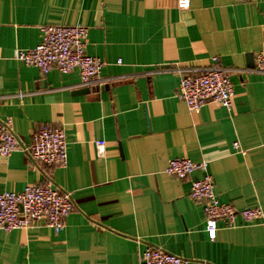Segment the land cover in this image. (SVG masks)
Returning a JSON list of instances; mask_svg holds the SVG:
<instances>
[{
  "label": "crops",
  "instance_id": "obj_1",
  "mask_svg": "<svg viewBox=\"0 0 264 264\" xmlns=\"http://www.w3.org/2000/svg\"><path fill=\"white\" fill-rule=\"evenodd\" d=\"M45 25L88 27L86 52L105 62L98 81L15 58ZM262 50L264 0H190L187 9L179 0H0V118L24 143L43 125L63 128L69 156L64 167L22 151L0 156V192L51 178L74 201L59 233L0 230V264H140L148 245L191 264H264V218L220 223L212 239L190 196L204 173L166 172L174 157L206 160L221 202L264 211ZM214 57L231 70L232 108L210 101L191 111L178 95L182 75Z\"/></svg>",
  "mask_w": 264,
  "mask_h": 264
},
{
  "label": "built area",
  "instance_id": "obj_2",
  "mask_svg": "<svg viewBox=\"0 0 264 264\" xmlns=\"http://www.w3.org/2000/svg\"><path fill=\"white\" fill-rule=\"evenodd\" d=\"M189 6L190 0H179L180 8L187 9ZM41 30V41L35 47L16 50L15 58L18 61L35 66L44 74L52 69L63 73L77 71L83 85H90L100 79L105 62L86 52L88 27L45 25ZM256 64V69L264 72V50L256 56ZM234 94L231 70L223 66L217 57L198 73H184L178 91L179 97L191 111H199L210 101L230 110ZM12 126L11 118H0V156L7 158L15 151H22L33 162L50 167L68 164V140L63 128L43 125L33 134L31 143H24ZM96 144L99 155L103 156L105 141L101 139ZM234 147L240 149L238 141L234 142ZM208 164L206 160L196 162L186 157H174L169 160L166 172L179 179L190 178L196 171L204 173L192 181L190 196L203 203L205 229L212 239L217 237L220 223L229 229L239 225V218L245 223L264 218L260 206L237 209L232 204L221 202L215 191L214 178L208 172ZM73 209L71 194L63 191L51 178L43 183L29 184L21 191L0 192V230L9 232L47 226L59 233ZM140 264H191V260L161 247L148 245L140 254Z\"/></svg>",
  "mask_w": 264,
  "mask_h": 264
},
{
  "label": "water",
  "instance_id": "obj_3",
  "mask_svg": "<svg viewBox=\"0 0 264 264\" xmlns=\"http://www.w3.org/2000/svg\"><path fill=\"white\" fill-rule=\"evenodd\" d=\"M251 57V56H250ZM251 65H252V63H251ZM83 91H87V90H89V88H84V89H82Z\"/></svg>",
  "mask_w": 264,
  "mask_h": 264
}]
</instances>
